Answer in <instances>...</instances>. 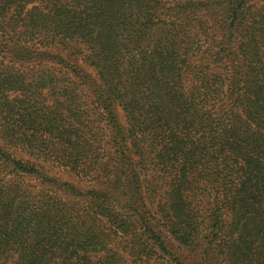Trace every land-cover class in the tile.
I'll return each mask as SVG.
<instances>
[{"label": "trees", "instance_id": "1", "mask_svg": "<svg viewBox=\"0 0 264 264\" xmlns=\"http://www.w3.org/2000/svg\"><path fill=\"white\" fill-rule=\"evenodd\" d=\"M0 264H264V0H0Z\"/></svg>", "mask_w": 264, "mask_h": 264}, {"label": "rangeland", "instance_id": "2", "mask_svg": "<svg viewBox=\"0 0 264 264\" xmlns=\"http://www.w3.org/2000/svg\"><path fill=\"white\" fill-rule=\"evenodd\" d=\"M55 175L58 177V179H56L55 182H54V184L51 185L53 187V190L54 191L60 190V187L62 185L65 186V183H68V182L69 183H75V184H78V185H82L81 182H79L78 176L74 172L70 171V169L67 168V167H65V166L57 167L56 168V174ZM83 184H84V182H83ZM47 186L48 185L45 186V189L46 190H52L51 188L49 189V186L48 187ZM125 229H128V227H126ZM105 230L107 231V233H110L111 234V231L112 230H110L109 228H106V227H105ZM134 231L135 230L133 228H130L128 230V232L125 231L126 234H127V235H125V238H128V239H136V235H135V237H133ZM119 233L121 235L123 234L122 231H119ZM135 234H136V232H135ZM111 237L113 238L114 236L111 234ZM174 244H175V247H174L175 251H177L180 254V256H185V254L188 252V248L185 246V244L178 245L177 242H174ZM157 251L158 250L155 249V253L158 254Z\"/></svg>", "mask_w": 264, "mask_h": 264}]
</instances>
